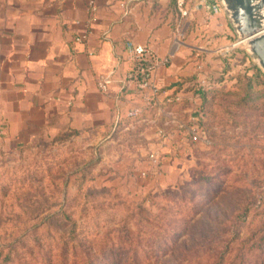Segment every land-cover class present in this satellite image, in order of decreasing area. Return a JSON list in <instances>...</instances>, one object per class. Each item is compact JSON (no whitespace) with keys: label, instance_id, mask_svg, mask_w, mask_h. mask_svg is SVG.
I'll use <instances>...</instances> for the list:
<instances>
[{"label":"rangeland","instance_id":"rangeland-1","mask_svg":"<svg viewBox=\"0 0 264 264\" xmlns=\"http://www.w3.org/2000/svg\"><path fill=\"white\" fill-rule=\"evenodd\" d=\"M176 13V44L191 49L193 66L182 102L110 128L0 147V264H55L47 231L58 229L114 249L93 264H211L216 244L234 238L232 247L264 261L254 245L264 240V72L224 8L183 17L176 5ZM194 116L208 128L207 142L178 125L193 127ZM160 129L172 136L167 145ZM13 243L19 253L7 259ZM199 244L209 248L187 253Z\"/></svg>","mask_w":264,"mask_h":264},{"label":"crops","instance_id":"crops-1","mask_svg":"<svg viewBox=\"0 0 264 264\" xmlns=\"http://www.w3.org/2000/svg\"><path fill=\"white\" fill-rule=\"evenodd\" d=\"M178 30L176 0H0V147L122 121L140 104L125 80L139 44L172 56L156 73L172 91L193 67ZM101 73L113 74L108 92Z\"/></svg>","mask_w":264,"mask_h":264},{"label":"built area","instance_id":"built-area-1","mask_svg":"<svg viewBox=\"0 0 264 264\" xmlns=\"http://www.w3.org/2000/svg\"><path fill=\"white\" fill-rule=\"evenodd\" d=\"M132 0H120L123 7H127ZM176 5L180 11L181 16L187 17L195 10H206L209 15H218L223 11V6L220 0H176ZM180 33V28L178 34ZM84 36H80L78 39ZM133 65L132 69L126 74L125 80L130 90L131 98L138 100L140 104L132 105L128 111V117L137 116L147 108L161 107L173 103H179L184 100L183 93L179 90L172 91L165 90L158 81L156 73L160 68L168 67L172 63L171 55H161L148 45L139 44L133 48L132 54ZM112 73H101L97 78V86L100 91L108 92L112 78ZM170 118L176 119L171 113H168ZM199 118L192 117L194 126L188 128L182 123H178L181 128L187 129L193 142L209 140L205 130L198 123ZM177 122V121H176ZM5 128L0 127V143L5 136ZM160 135L164 139L165 145L171 140V134L166 130L160 129ZM152 159L157 165H161L162 155L158 156L157 152L151 153Z\"/></svg>","mask_w":264,"mask_h":264},{"label":"trees","instance_id":"trees-1","mask_svg":"<svg viewBox=\"0 0 264 264\" xmlns=\"http://www.w3.org/2000/svg\"><path fill=\"white\" fill-rule=\"evenodd\" d=\"M191 81L187 79L180 80L179 82L175 83V90L181 89L184 85L187 83L189 84ZM191 84L188 85V87ZM249 86H250V81H249ZM177 103H173L167 106H174ZM157 106L155 107H150L147 108L143 111V113L134 116V117H128V118H140L145 115V113L150 112V111H156ZM206 134L208 135V128L203 127ZM71 131L73 132H83L85 130H77V129H72ZM76 230H70L69 233L67 234L68 231L65 229H58L54 234H51L52 231H47L49 233V236H52L53 240H50L48 243V260L49 261H54L55 264H93V261L95 259L96 254L100 253H105L108 250L113 251L114 249L107 247L105 244L102 245H94L93 246H86L83 241H79L78 239H75V235L73 236V233ZM23 235H19L15 237V241L18 243L22 240ZM236 238H234L232 241L225 243L224 245L216 244L218 247L217 249L212 252L210 255V259L213 260L211 264H264V261H260L261 256L256 255V254H251L249 253L250 250L249 248L246 249L245 246H241L238 248L232 247L234 241ZM14 244L10 245V253L6 255L7 259H10V255L12 253L18 254V246L14 248ZM253 245V244H252ZM258 249L257 251L263 252L264 250V240L260 243H255L254 244ZM254 245L252 246L254 248ZM25 252H29L27 246H21ZM207 247L206 244H199L195 248L189 250L187 253H197L199 256L201 255L200 252H204ZM213 246H210V248ZM252 248V249H253ZM6 247H2V250H0V257L4 253ZM256 249V248H255ZM46 257V258H47ZM115 264H121L120 260L115 261ZM129 264H137L134 260H130Z\"/></svg>","mask_w":264,"mask_h":264},{"label":"water","instance_id":"water-1","mask_svg":"<svg viewBox=\"0 0 264 264\" xmlns=\"http://www.w3.org/2000/svg\"><path fill=\"white\" fill-rule=\"evenodd\" d=\"M238 39L264 72V0H220Z\"/></svg>","mask_w":264,"mask_h":264}]
</instances>
